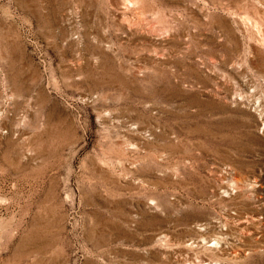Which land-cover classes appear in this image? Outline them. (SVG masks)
<instances>
[{
    "label": "rangeland",
    "instance_id": "374dc122",
    "mask_svg": "<svg viewBox=\"0 0 264 264\" xmlns=\"http://www.w3.org/2000/svg\"><path fill=\"white\" fill-rule=\"evenodd\" d=\"M262 106L264 0H0V264H264Z\"/></svg>",
    "mask_w": 264,
    "mask_h": 264
},
{
    "label": "bare ground",
    "instance_id": "6f19581e",
    "mask_svg": "<svg viewBox=\"0 0 264 264\" xmlns=\"http://www.w3.org/2000/svg\"><path fill=\"white\" fill-rule=\"evenodd\" d=\"M262 113H264V107L262 106ZM263 116V115H262ZM264 119V118H263ZM263 125H264V120H263V123H262ZM264 128V127H263ZM264 131V130H263ZM256 215V214H255ZM248 218V217H247ZM255 218V217H254ZM257 219V218H256ZM250 220V219H249ZM252 221H253V219H252ZM1 224V223H0ZM254 224H255V222H254ZM2 225V224H1ZM254 226V225H253ZM3 228V227H2ZM1 228V229H2ZM248 233L251 235V237H253V236H255L256 238L254 239L255 241H264V235H262V233L260 234L259 232H258V230L256 231V229H253V228H251V229H248ZM225 234V233H224ZM248 235V234H247ZM247 237V236H246ZM257 237H260V239L259 240H257L258 238ZM250 238V237H249ZM247 239V238H246ZM215 240V243L214 244H218L219 243V239L218 238H215L214 239ZM205 242V245H206V243L208 244V242H211V243H213V240L211 239V240H209V241H204ZM252 242V241H251ZM211 243H209L210 245H211ZM249 243V242H248ZM253 243V242H252ZM261 243V242H260ZM213 245V244H212ZM262 245V244H261ZM256 247V246H255ZM261 247V246H260ZM249 249V248H248ZM257 250V249H256ZM237 251V250H236ZM246 253V252H245ZM234 256H237L238 257V255L236 254V255H234ZM244 256V255H243ZM247 257V256H246ZM233 258V257H232ZM238 259V258H237ZM241 259V258H240ZM209 260H211V259H209ZM214 260V259H213ZM222 260V259H221ZM224 260V259H223ZM231 260V259H230ZM229 260V261H230ZM217 261V260H216ZM234 261V260H233ZM243 261V260H242ZM210 262V261H209ZM236 262V261H235ZM234 262V263H235ZM241 262V261H240ZM184 263H185V261H184ZM203 263H205V262H203ZM231 263V262H230ZM191 264H194V263H191ZM209 264V263H208ZM215 264V263H214ZM232 264V263H231ZM238 264V263H237Z\"/></svg>",
    "mask_w": 264,
    "mask_h": 264
}]
</instances>
